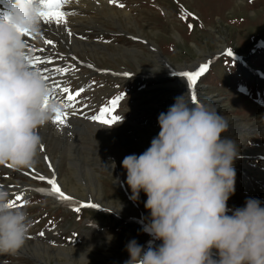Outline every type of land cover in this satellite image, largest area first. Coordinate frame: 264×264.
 Returning <instances> with one entry per match:
<instances>
[{"label": "rangeland", "instance_id": "374dc122", "mask_svg": "<svg viewBox=\"0 0 264 264\" xmlns=\"http://www.w3.org/2000/svg\"><path fill=\"white\" fill-rule=\"evenodd\" d=\"M117 3L124 7L111 4L112 12L108 13L103 11L104 5L93 8L90 2L84 3L86 16H91L95 25L86 20L75 28L76 34L84 37L82 41L102 46L76 48L53 32V51L48 45L45 52L30 54L52 59V64H45L49 69L46 75L51 76L47 83L55 81L72 91L80 87L86 90L74 101L82 114L71 117L68 126L50 122L40 128L47 131L48 137H41L45 151L41 153L39 149L32 167L47 176L56 171L62 190L75 193L72 197L76 201L83 200L81 196L86 197L84 193L90 191L91 198L96 197L91 201L102 208H81L76 212V206L55 204L45 195L23 196L24 200L17 203L25 204L21 209L31 221L27 239L51 247L78 246L92 255L89 264H124L128 241L136 239L145 247L148 244L149 236L142 231L149 217L144 208L146 196L140 194L138 213V207L131 203L121 162L127 155L145 151L160 131L158 115L166 112L177 96L189 94L184 78L171 76L170 70L178 73L195 69L201 63L209 64L196 86L198 103L215 109L227 121L224 135L239 147V158L234 161L236 191L228 207H242L248 197L264 201V0ZM183 14L190 15L181 19ZM99 26L101 31L95 28ZM41 40L39 36L30 37V53L36 52ZM228 51L232 52L231 57L226 55ZM56 67H68L69 71L61 75L52 71ZM122 73L130 76H120ZM56 92V100L66 102L65 94ZM117 95H122L123 100L115 113L120 117L116 124L108 127L85 118L98 114L97 108L109 104ZM44 156L52 159L55 171L48 167ZM31 169L0 164V185L29 182L24 173L28 171L32 178ZM9 193L14 200L16 193ZM112 208L124 216V212H134L142 221L122 220L111 212ZM41 232L44 236L39 235ZM18 253L0 256V264H35L42 255L50 264H82L77 259L56 258L51 252L34 250L32 246L29 252Z\"/></svg>", "mask_w": 264, "mask_h": 264}, {"label": "clouds", "instance_id": "9594fccd", "mask_svg": "<svg viewBox=\"0 0 264 264\" xmlns=\"http://www.w3.org/2000/svg\"><path fill=\"white\" fill-rule=\"evenodd\" d=\"M40 10L39 0H6L0 11V164L16 169L34 164L39 129L60 108L30 67L25 37H38ZM157 122L160 131L150 146L121 162L130 199L146 196L149 217L142 231L151 237L146 247L128 241L124 264H264V201L248 197L242 207H228L239 147L224 135L227 121L184 94ZM10 200L0 189V256H15L31 229L27 212L10 207ZM81 256L89 264L87 253Z\"/></svg>", "mask_w": 264, "mask_h": 264}, {"label": "snow or ice", "instance_id": "6c2138e0", "mask_svg": "<svg viewBox=\"0 0 264 264\" xmlns=\"http://www.w3.org/2000/svg\"><path fill=\"white\" fill-rule=\"evenodd\" d=\"M69 3V0H39V4L41 5V10L39 12L40 20H41V27L39 30L38 36L41 37L42 43L44 45H49L52 47H55V42L51 39L46 38V33L44 32L45 27L49 25H54L57 28L63 29L67 36L71 37L73 36V33L68 28V17L74 13L68 12L64 10V6ZM109 4L116 5L119 8H123V4L117 3V0H108ZM186 15L190 14H183L181 15V19H185ZM192 26L189 25V28ZM34 35L28 33L26 34V37H33ZM80 39H84V37H80ZM104 43H108V41H103ZM26 45L28 48V51L31 52L33 50V46H31L28 41L26 40ZM47 49L46 48H39L37 49L38 52L43 53ZM228 56H232V52L228 51L226 53ZM63 59V57H61ZM30 60V67L36 70L41 78L48 82L50 80V76L46 75L45 73L48 72V69L42 68V65L45 64H52V59L49 58H42L40 55L31 56L29 57ZM72 60L75 61L76 57L73 56ZM89 68L92 67L91 64L88 65ZM209 64L208 63H201L199 64L195 69L188 70V71H180L178 73H174L176 75H179L181 78L186 79L188 89L190 90L189 95L191 98V102L195 105L198 104V95L196 92V86L198 83V80L208 71ZM53 72L59 73L61 75L67 74L69 71L68 67H56L52 69ZM124 77L130 76V73H122L121 74ZM49 85V84H48ZM59 91L65 94L66 102L64 101H57L55 92ZM86 90L83 87H80L76 89L75 91L70 90L68 87H63L60 84L53 82L52 85H49V92L50 97L49 99L56 100L60 104V108L57 109L56 114L51 120V123L58 126H68L70 123V118L81 115L82 109L79 108L77 104L74 103V101L81 96ZM123 100L122 95H117L114 99L110 101L109 104L98 107L97 113L98 114H91L88 117H85L86 119H90L92 122L99 123L100 125L105 126H113L116 124L120 117L116 115V111L119 108L121 102ZM40 151L43 153L45 151L44 145L41 143L40 145ZM45 160H48L47 156H44ZM5 167L11 168V165L4 164ZM32 167V166H31ZM28 167V168H31ZM48 167L51 168L52 165L49 163ZM35 169H32V172L35 173ZM26 176L30 173L28 171H25L24 173ZM32 179L38 180L40 182L45 183L48 187H40L35 189L37 192L45 194L50 197H54L57 201L65 204H72L74 203V198L67 194L65 191L62 190V187L60 186L58 179L55 178V173L50 174L49 176H45L43 174H33ZM0 187H3L0 185ZM11 187V186H10ZM24 200L23 193L18 192L15 195L14 200H10L9 206L14 208H22L25 206L24 203H17L22 202ZM81 208H90L95 209L98 208V205L95 203H77V206L75 207L74 211L79 212ZM40 236H44V233H39ZM31 238V237H29Z\"/></svg>", "mask_w": 264, "mask_h": 264}, {"label": "bare ground", "instance_id": "6f19581e", "mask_svg": "<svg viewBox=\"0 0 264 264\" xmlns=\"http://www.w3.org/2000/svg\"><path fill=\"white\" fill-rule=\"evenodd\" d=\"M86 2H90V5L93 7V8H95V6H98L99 8H102V5H104V9H103V11L104 10H107V13L108 12H112V7L110 6L111 4H109L108 3V0H69V3L68 4H66L65 6H64V10L65 11H68V12H71V13H74V14H72V15H70L69 17H68V28H69V30L73 33V36H71V37H69V36H67V34H66V32L63 30V29H61V28H57L56 26H54V25H49V26H47V27H45V29H44V32L46 33V38H48V39H50L51 38V33H57L58 35H59V37H61L65 42H66V44H68V45H70L71 44V46L73 45L74 47H81V48H83L84 46H87V48L89 47V48H92V47H95V45H97V46H102V45H98V44H93L92 42H88V41H86V42H84V41H82V39H80V37L76 34V32H75V28H77L78 26H81L86 20L88 21V22H90V24H94L95 22H94V20L93 19H91V16L90 17H88V16H86V13H87V9H86V6H85V4L84 3H86ZM5 3H6V0H0V11H3V6L5 5ZM84 4V5H83ZM127 14H128V12L129 11H127V10H124ZM121 12H122V10H121ZM125 14V13H124ZM126 14V15H127ZM114 15V14H113ZM119 15V14H118ZM108 16V15H107ZM122 16H123V14H122ZM113 19H115V17L113 18ZM86 23V25H89V23ZM85 24V23H84ZM95 25V24H94ZM90 26V25H89ZM88 26V27H89ZM95 28H97V30H102V27H95ZM92 29V28H91ZM99 32V31H98ZM41 38V37H40ZM25 39L28 41V43L30 44V45H32L33 43L30 41V37H25ZM39 45H42V47H48V45H44L43 43H42V40L38 43ZM36 45L37 46V49H39V47H41V46H39V45ZM35 48V47H34ZM49 48V47H48ZM47 49V48H46ZM51 51H53L54 50V48L52 47V46H50V48H49ZM91 50V49H90ZM222 51H223V49H222ZM38 51L36 50V52L35 53H30V54H41V53H37ZM131 53H134V51H130ZM66 58V57H65ZM166 63V61H164V64ZM43 66H46V68H47V66L48 65H42V68H45V67H43ZM51 67V66H50ZM48 69V68H47ZM49 70V69H48ZM193 70V69H192ZM47 73V72H46ZM45 73V74H46ZM174 73H176L175 71H172V70H170L169 71V73L168 74H170V75H172V76H174L175 74ZM52 73H50V75H51ZM57 75V74H56ZM54 76V75H53ZM50 78H51V76H50ZM186 83V82H185ZM49 85H52L53 83H48ZM58 84H60V83H58ZM188 92H190V90L188 89ZM55 96H58V92H55ZM75 121V120H74ZM41 128H44V126L43 127H41ZM47 131H44L43 129H39V135L41 136V137H43V136H45V137H48V134L46 133ZM56 145V144H55ZM67 148V147H66ZM67 150V149H66ZM70 151V150H69ZM72 155V153H70V156ZM51 164L52 165V170H54L55 171V168H54V165H53V162H52V159H49L48 160V164ZM70 165H73V162H72V160L70 159ZM32 169H35L36 171H35V173H33V174H43V172L41 173V171L40 170H38L37 168H34V167H31ZM32 169H31V172H32ZM13 173L15 174V173H17V172H15V171H13ZM43 175H45V176H47L46 174H43ZM25 177H28L29 178V182H21V183H10V184H12V185H10V186H3L4 188H2V189H4V190H7L8 192H13V193H18V192H22L23 193V196H26V195H28V194H31V193H35V194H40V195H45V194H42V193H39V192H37L35 189H37V188H40V187H43V186H40L41 185V183H40V181H38V180H34V179H32V178H30L29 177V175H24ZM55 177H56V171H55ZM25 179V178H24ZM27 180V179H26ZM42 184H43V182H42ZM44 185L46 186V184L44 183ZM61 186V185H60ZM92 186V185H91ZM48 187V186H47ZM46 187V188H47ZM93 187V186H92ZM45 188V187H44ZM64 191V190H63ZM67 193V192H66ZM67 194H69V195H71V196H73V195H76L75 193H67ZM84 194H86V197H85V195ZM83 195L84 196H81L82 197V199L83 200H79V201H76V200H78L77 198H75L74 197V202H80V203H89V202H91V203H95V204H97L98 205V207H100V208H102L98 203H96V202H94V201H91L92 199H96V197H93V198H91V192L89 191V192H87V193H84ZM79 195V194H78ZM47 195H45L44 197H46ZM48 198H50L52 201H54V203L55 204H57V203H59L60 205H66L65 203H61V202H59V201H57L54 197H50V196H47ZM79 197V196H78ZM98 198H100V196H97ZM101 199V198H100ZM131 203H133V201L131 202ZM135 203V205L138 207V208H136L137 209V212L139 213V206H138V204H137V201H135L134 202ZM104 207V206H103ZM109 208V207H108ZM103 209H105V208H103ZM141 210V209H140ZM111 212L113 213V214H115V215H119L120 216V218L122 219V220H135V221H142L141 219H138V217H136V215L134 214V212L132 213V214H130V212H124L126 215L124 216V215H122V212L120 211V210H118V209H115V208H112V210H111ZM138 215V214H137ZM151 239V237H148L147 238V240L149 241ZM147 241V242H148ZM44 242V241H43ZM157 243H159V241H156L155 242V244H157ZM31 246L33 247V249L34 250H39L40 249V251H42V252H44V251H47V252H51L52 254H54V256L56 257V258H58V257H60V256H64V257H66L68 260H74V259H77V260H79L80 261V263H86V261L84 260V258H83V256H81V254H83V253H87L86 251H82V250H80V249H78L79 247L77 246V247H72V248H61V247H51V246H48V245H45V244H43L42 242H39V241H36V242H34V241H31V240H29V239H27L26 240V243H25V245L19 250V252H21V253H24L25 251H27V252H29L30 250H31ZM146 246H147V244H146ZM44 250V251H43ZM17 254H19V253H17ZM91 254L89 253H87V260H89L90 258H91ZM81 257V258H80ZM44 262H46L47 264H50V261H49V259H45V257L42 255V256H38L37 258H36V262H35V264H43Z\"/></svg>", "mask_w": 264, "mask_h": 264}]
</instances>
